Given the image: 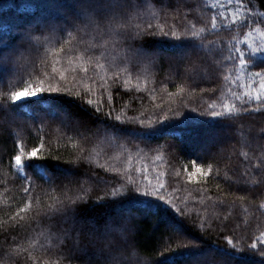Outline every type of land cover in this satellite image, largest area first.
<instances>
[{
  "label": "trees",
  "instance_id": "trees-1",
  "mask_svg": "<svg viewBox=\"0 0 264 264\" xmlns=\"http://www.w3.org/2000/svg\"><path fill=\"white\" fill-rule=\"evenodd\" d=\"M255 1L259 5L246 0H239V5L237 0H232L231 4L229 0H183L187 7L181 6L179 11H175L171 8L179 0H173L168 4V26L175 25L178 33L183 32L185 27L191 28L192 24H195L196 30L207 27V31L195 39L156 35L138 42L141 46L158 49L165 59L182 54L179 53L180 48L186 52L191 50L193 55H199L202 60L214 66L210 79L204 78L202 73L194 81L175 74L169 75L166 65L147 79L143 76L137 78L136 72L117 73L115 66L109 70L108 63L113 57L108 56L107 60L105 57L100 58V63L105 65L104 70L96 69L95 74L89 73L92 79L80 74L84 78L75 91L92 89L83 99L66 93L43 92L21 101L5 99L0 103V225L5 222L10 224L9 217L19 207H23L27 200L25 198L22 201L21 192L18 191L24 183L22 177L29 175L49 195H58L36 177L43 172H50L67 183L66 178L78 176L85 188L92 189L91 198L85 201L87 205L83 208L94 218H112L113 213L132 215L137 251L147 264H205L209 254L219 257L216 264H261L264 258L252 250L250 245L264 231V228L258 227L259 213L264 211V208H259L264 203V189L257 188L251 182L247 185L229 184L222 177L225 174L231 175L229 169L234 166H238L240 171L247 168L251 172L252 166L258 163L257 157L264 158L259 148L254 154L250 151L248 137L249 129L264 127V114H238L231 121L227 116L212 117L199 113L210 102L209 96L201 89H217L213 99L218 101L230 98L231 91L242 94L246 90L244 86L251 83L249 72L264 69V64L259 63L260 57L255 58L256 66H249L243 74L233 71L231 61L224 59L233 45L248 50L249 43L260 42L261 38L255 32L251 40L245 39V33L257 26L264 31V24L259 23L264 20V16L258 15L264 13V0ZM139 4L140 19L136 18V12L133 11L129 21L131 24H141L143 27L144 23L151 22L154 28L164 24V19H160L163 15L160 6L154 0H139ZM213 4L217 6L212 7ZM70 6L71 0H0V94L23 86L16 83L15 67L2 59L17 47V27L36 24L37 28H47L55 25L60 9ZM238 6L243 14L238 21L233 22L232 14ZM153 13L157 18H153ZM220 13L224 15L220 16ZM213 15L220 21L216 29L211 28ZM45 35H48L47 31ZM59 35V32L53 33L52 43L38 46V52L26 53L29 60L35 59L39 65L40 60L45 58V48L58 47L55 37ZM118 51L113 52V55H117V62ZM46 59L48 67L40 65L41 75L45 70L51 71L52 56L48 55ZM56 66L61 68L67 64L61 59ZM114 73L119 77L116 83H112ZM129 75L131 85L125 86L124 80ZM225 76L229 79L225 80ZM36 78L34 75L33 79ZM88 99L94 103L88 105ZM193 108L197 112L192 111ZM177 109L182 112L181 115L171 116ZM216 110L223 111L220 107ZM117 115L121 116L120 121L115 120ZM64 116L70 119L64 121ZM157 116L161 120L150 128L138 125L141 118L152 120ZM165 116L168 117L163 119ZM132 118L136 119V124L131 122ZM45 119H54L59 124ZM73 120L80 121L84 126L80 131L87 130L86 134L91 141L86 145L89 159L83 161L82 167L66 163L77 154L74 145L83 143L82 137L74 131L71 123ZM104 128L115 136L111 144L103 142ZM97 129H100L99 137L94 135ZM212 135L227 146L221 148V151L218 145H211L205 150L203 142H198ZM18 143L26 150L33 147L40 149V156L45 157L26 158L23 170L19 173L21 178L17 176L11 159L19 152ZM213 153L214 160L211 159ZM243 153H248L250 163ZM57 157L59 160H56ZM193 162L205 167L214 163L220 176L213 172L209 180L190 182L185 169H191ZM161 173L164 175L161 176ZM129 177L135 184L129 181ZM251 179L256 180L258 177L253 175ZM158 180H163L164 194L184 210V215L158 197L135 191L136 185L144 190L156 185ZM122 185L128 191L118 198L105 195L113 188L124 191ZM253 191L258 194L251 204L239 201V197L249 196ZM97 196L102 199L98 200ZM223 199L239 203L235 209L237 215L227 220L223 217L216 219L218 209L214 207L215 202ZM43 202L51 203L47 196H43ZM248 223H251V228H247ZM224 224L228 227L225 228ZM237 224H240L239 228ZM49 227V223L37 221L27 230H0V264H11L7 253L16 247L13 241L24 247H52L48 255L36 253L52 264H83L86 258L67 249L57 251L41 235L46 234ZM233 235L236 237V250L224 239V236ZM191 255L198 257L191 262L188 260Z\"/></svg>",
  "mask_w": 264,
  "mask_h": 264
},
{
  "label": "snow or ice",
  "instance_id": "snow-or-ice-1",
  "mask_svg": "<svg viewBox=\"0 0 264 264\" xmlns=\"http://www.w3.org/2000/svg\"><path fill=\"white\" fill-rule=\"evenodd\" d=\"M172 2L173 0H167V3L165 0H154V3L160 6V12L163 14L160 19L165 21L164 24H158L155 28L151 22L144 23L143 27H141V24L133 25L129 22L133 11L136 12V18L140 19L139 9L141 6L139 0H71L70 8L63 7L60 9L58 17L55 18V25H49L47 28L42 26L37 28L36 24L18 26L16 29L19 34L16 41L17 47L2 59L10 62L15 67L17 70L16 83L17 85L23 84V86L0 94V103L5 99L12 102L19 101L43 92L66 93L83 99V96L91 92L92 89L86 88L83 92H76V86L84 77L92 79V76H89L90 72L95 74L96 69L104 70L105 65L100 63V58L105 57L107 60L108 56L113 57L108 63L109 70L115 66L117 73L130 74L136 72L138 74L137 78L143 76L147 79L161 71L166 65L169 75L175 74L188 81H194L196 76L202 73L204 78L210 79L214 73V66L202 60L199 55H193L191 50L165 59L159 54L158 49L144 47L138 43L145 37L156 35L177 39H195L201 33L207 31V27L196 30L195 24H192L191 28L185 27L183 32L178 33L175 30V25L168 26L166 22L167 13L170 9L168 4ZM231 3L232 0H229V4ZM237 3L239 5V0H237ZM181 6L187 7L183 4V0H179V3H175V6L171 9L179 11ZM216 6V4L212 5V7ZM242 14L238 6L232 14L233 22L238 21ZM223 15V13H220V16ZM258 15L264 16V13ZM153 18H157L155 13H153ZM219 22L218 17L213 15L211 17V28L216 29ZM186 23H190V21ZM259 23L264 24V20L259 21ZM166 27L168 28L167 31H165ZM243 27L244 25L241 22V28ZM46 31L48 35H45ZM55 32L60 33L58 37H55V44L58 47L45 48V58L40 60L39 65L35 59L29 60L26 53L38 52L39 47H43L45 43L51 44L52 34ZM253 32L260 36L259 43H249L248 50L233 45L229 55L224 57L225 60L231 61L232 70L235 72L243 74L249 66H256V57H260L259 63L264 64V31L257 26L245 33V39L251 40ZM37 33L39 34L37 35ZM115 50H119L118 62L117 55H113ZM97 52H99V55H96ZM48 55L52 56L51 71L45 70L41 75L40 65H44L45 68L48 67L46 59ZM61 59L66 61L67 66L57 68L56 65L61 62ZM237 63L239 66H237ZM81 73L84 74V77L80 76ZM117 73L113 74L112 83H116L119 79ZM34 75L37 77L36 79H33ZM69 76L72 78L69 79ZM25 77L28 79H25ZM78 77L80 79H77ZM224 79L227 80L229 77L225 76ZM239 79L238 76L237 80ZM248 79L251 83L244 86L246 90L242 94L231 91L230 98H223L219 101L213 99L217 89H201L209 96L210 102L199 113L212 117L227 116L231 121L238 114H264V69L249 72ZM124 85H131L130 75L128 79L124 80ZM93 103V100H87L88 105ZM217 107L222 108L223 111H217ZM191 110L197 112L196 108ZM181 113L177 109L172 112L171 116L179 117ZM167 117L165 116L163 119ZM69 119L67 116L63 117L64 121ZM45 120L59 124L54 119ZM115 120L120 121L121 116L117 115ZM160 120L159 116L152 120L141 118L138 125L142 128H150ZM131 122L133 124L137 123L135 118H132ZM71 123L76 134L82 137L83 143L74 145L77 154L73 160L66 163L82 167L83 161L89 159L90 154L86 145L91 141L86 134L87 130L85 132L80 131L84 127L80 121L73 120ZM100 134V129H97L94 135L99 137ZM248 137L250 151L254 154L256 149L259 148L264 153V127L258 130L249 129ZM114 139L115 136L109 134V129L104 128L103 142L111 144ZM43 147L42 141L41 148ZM17 148L19 149L18 154L13 155L11 159L14 161L18 177H20L19 173L23 170L22 165L26 158H45L40 156V149L36 147L26 150L22 144L18 143ZM243 155L250 163L248 153H243ZM211 159H215L214 153ZM56 160H59V157ZM257 160L258 163L252 166L253 170L251 172L247 168L240 171L238 166H234L229 169L232 174H225L222 179L229 184L236 185H247L251 182L257 188L264 189V158L257 157ZM185 171L190 182L209 180L213 172H216L218 177L220 176L214 163H209L205 167V165L193 162L192 168L185 169ZM160 175L163 176L164 173ZM253 175L257 176L258 179L252 180ZM77 177L66 178L67 183H64L63 180L50 172H43L39 177H36L44 184L49 185L58 195H49L45 189L36 185L29 175L20 177L24 183L20 185L18 191L21 192V200L23 201L25 198L27 200L23 207H19L18 211L9 217L11 223L5 222V224L0 225V230L9 228L27 230L37 221L45 222L49 223L50 227L46 234L41 233V235L57 251L62 252L67 249L71 253L79 254L81 258H86L83 259V264H147L137 251V244L133 235L135 229L132 215L129 213L121 216L113 213L111 214L112 218H94L83 208L84 205H87L85 201L91 198L92 189L85 188ZM128 179L135 184L131 177ZM219 187L220 185L217 184V188ZM121 188L124 189V186L122 185ZM34 189L38 191H34ZM164 190L165 183L163 180H158L156 185L144 190L139 185L135 187V191L158 197L160 200L169 203L181 215H184V210L168 199L164 194ZM126 191L128 189L122 191L113 188L110 193L106 192L105 195L118 198ZM257 194L255 191L250 192L249 196L239 197V201L251 204ZM43 196H47L51 203L45 204ZM97 199L102 198L97 196ZM214 207L218 209L216 219L223 217L224 220H227L231 216L237 215L235 209L239 207V203L236 200L223 199L216 201ZM259 208H264V203L260 204ZM258 220L260 221L258 227L264 228V211L259 213ZM221 223L223 224V220H221ZM224 227L227 228L228 225L224 224ZM236 227L239 228L240 224H237ZM251 227V223H248L247 228ZM224 239L228 245L233 246V249L236 250L234 244L236 237L234 235L224 236ZM13 243L16 244V247L7 253V258L11 264H52L50 260L44 261L41 255L36 254L40 252L48 255L52 252V247L46 245L24 247L16 241H13ZM250 247L258 252L261 258H264V231L260 232V235L251 243ZM218 258L214 254H209L205 264H216ZM261 264H264V259H262Z\"/></svg>",
  "mask_w": 264,
  "mask_h": 264
},
{
  "label": "rangeland",
  "instance_id": "rangeland-1",
  "mask_svg": "<svg viewBox=\"0 0 264 264\" xmlns=\"http://www.w3.org/2000/svg\"><path fill=\"white\" fill-rule=\"evenodd\" d=\"M56 11H54L53 13H55ZM183 52H186V50L185 49H182V48H180V50H179V53H183ZM37 95H35V96H31V97H36ZM26 98H29V97H26ZM23 99H25V98H23ZM23 99H21V100H23ZM21 100H19V101H21ZM235 133V132H234ZM202 142H203V148L206 150L207 148H209V146H211V145H218V149L221 151V148H224V147H226L227 145H226V143H222V142H220L219 140H218V138L216 137V136H207L206 138H203L202 139V141H200L199 140V144H202ZM219 151V152H220ZM198 256L197 255H191V258H188V260L189 261H191V262H193L196 258H197ZM231 264V263H230Z\"/></svg>",
  "mask_w": 264,
  "mask_h": 264
},
{
  "label": "bare ground",
  "instance_id": "bare-ground-1",
  "mask_svg": "<svg viewBox=\"0 0 264 264\" xmlns=\"http://www.w3.org/2000/svg\"><path fill=\"white\" fill-rule=\"evenodd\" d=\"M246 1L251 2L252 4H255V5H259V3L256 2L255 0H246Z\"/></svg>",
  "mask_w": 264,
  "mask_h": 264
}]
</instances>
